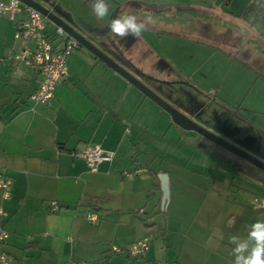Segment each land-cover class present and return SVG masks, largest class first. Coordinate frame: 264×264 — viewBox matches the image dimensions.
<instances>
[{
    "label": "crops",
    "instance_id": "crops-1",
    "mask_svg": "<svg viewBox=\"0 0 264 264\" xmlns=\"http://www.w3.org/2000/svg\"><path fill=\"white\" fill-rule=\"evenodd\" d=\"M59 1L66 9L70 4L72 16L82 24L87 37L116 54L121 63L136 68L142 77L149 75L150 80L161 83L166 81V69L176 71V65L153 55L142 36L121 39L110 33L107 24L127 12L145 22L147 31L176 35L182 31L177 28L185 24L175 19L170 24L163 17L172 11H184L185 6L203 12L212 21L205 25L200 17H194L190 30L205 39H192L214 45L220 55L245 66L256 80L264 82V23L257 19L264 12V0H246L238 8H229L232 0L219 4L213 0L215 6H209L212 10L200 2L185 5L178 1L110 0V15L103 27L92 14L89 0ZM250 3L254 9L242 13ZM24 16L23 12L0 14V174L11 179L7 198L0 190V228L7 231L0 252L10 256L13 264H67L70 260L135 264L130 260L138 258L144 261L136 264H159L162 260L174 264H233L230 237H244L252 223L264 220V216H249L248 208L240 203L248 196L240 190L242 187L232 184L233 177L238 179L246 171L236 168L234 172L207 171L204 175L180 171L177 166L170 168L163 152L155 159L148 157V146L143 144L147 125L142 119L133 122L130 111L136 104L151 108V100L82 47L67 56L68 73L55 84L49 101L34 103L30 95L39 85L38 72L8 56L27 43L13 37ZM50 26L46 23L45 31ZM54 45L60 47L58 42ZM153 71L158 76H151ZM181 76L173 81L180 82ZM199 83L194 84L184 106L190 108L187 105L192 101L195 109L209 100L222 113L223 119L217 117L218 121L232 118V105L218 94L219 86ZM243 123L259 132L257 124ZM86 143L113 150L111 160L100 161L96 170H89L84 159L72 155ZM138 144L142 145L140 150ZM260 154L264 158V153ZM124 171L131 174L124 175ZM162 172L168 176V201L162 210L168 222L164 229L157 230L158 214L151 215V211L161 204L158 174ZM194 177L206 178L207 185L202 186L200 180L183 185ZM259 181L264 182V178ZM51 202L57 204V210L50 209ZM89 214L95 219H88ZM144 236L154 242L141 257L131 258L112 250L113 246L125 248ZM167 238L170 240L163 247L154 245Z\"/></svg>",
    "mask_w": 264,
    "mask_h": 264
},
{
    "label": "rangeland",
    "instance_id": "rangeland-1",
    "mask_svg": "<svg viewBox=\"0 0 264 264\" xmlns=\"http://www.w3.org/2000/svg\"><path fill=\"white\" fill-rule=\"evenodd\" d=\"M164 1H178L180 3L184 2L185 5L189 3L192 4L193 2H200L203 6H205V8L209 9L212 8L209 6H215V2L218 4L222 3L221 0H216L215 2L213 0H161V2ZM245 1L246 0H232L229 4V8H238L239 6L243 5ZM185 7L186 8L184 11L176 10L175 12H170V15H167L168 18L163 17L165 16L164 14L162 15V19H164V21L168 20V23L170 24L174 19L180 23L182 22L183 25L185 24V27L179 28V26L177 28L182 30L178 32V34L174 35L170 34L171 32L167 33L160 30H157L156 32V30L153 29L152 31L146 30L142 33L141 36L148 43L153 55H156L159 57V59L169 61V63L176 65L177 68L176 71L175 69H171L170 73H167V75L164 76L166 79L165 82L161 83L160 80L155 82L145 77L144 80H150L146 83H149L151 87L157 92H160V87L161 92H172L173 97H177L176 102L179 104L182 103L183 105L184 101L187 100L188 97H191L189 92L194 88V84L197 83L198 80L200 82L199 84L204 87L216 85L219 86L220 91L218 94L227 100L230 105H232V108L230 109L234 111L233 117H230V119L226 118V120L224 119L221 123L217 120V117L221 120L223 119L221 111L218 109V107H216L215 104H210L204 108L202 113L198 114L199 119L205 121V123H207V125H209V127L214 130L215 128H223L228 129L226 130L228 133L233 131V134H230L232 138H236L237 141L239 140L242 141V143H245V147H248L252 154L259 153L258 155L261 156L260 153H264V134L261 133V131H264V82L256 80L254 74L245 66H241L235 62L231 63L229 60L230 58H227L225 54L220 55V51L217 50L214 45L204 42L202 43L200 40L197 41L196 39H192V37L205 39L201 37L199 33H195L190 30V28L193 27V18L200 17L202 22H206L204 23L205 25H208L212 18H209V16L205 15L203 12L198 13L193 11L192 8H188L187 6ZM223 8L224 6H222L220 10ZM262 16H264V12H262L257 17V19H259L261 23H264V17ZM178 17H181V19ZM249 19H251V17ZM168 26V28H174L173 25ZM203 28L208 29L207 27H202V29ZM52 31L53 27L50 26L47 29V33L49 34L48 36L52 42L55 43L60 38L52 36ZM112 55V57H115L118 61H122L119 57H117L116 54L112 53ZM128 67L130 69H134V67ZM133 71L139 75V73H137L135 70ZM203 73H206L207 75L205 78L202 76L204 75ZM151 75L154 77L158 76L154 71ZM178 75H182L181 78H184V80H181L180 78V82L173 81L175 77H178ZM151 102V108L148 107V105L145 106L144 104H136V106H134L130 111L133 122L142 119L141 122H145L147 125V129L145 130L147 132L145 140L146 142L143 141V144L146 143L148 146V150L146 151L148 152L147 156H152V158H154L155 156L158 157L159 154L163 152L165 158L164 160L168 161V166H170V168H175L177 166L179 167L180 171L187 169L190 171L200 172L204 175L207 171H211L213 174H216L217 172H219L218 174H221L224 170H227V172H234L236 168H242L244 171H246L243 176L239 177L238 179H235L236 177L231 179L233 180L232 184H238L240 187H242L240 190L243 191V194L248 196V199L240 203H243V206L248 208L249 216H264V207L254 210L252 208V203L249 202L253 196V198L264 201V182L259 181L258 183V178H264V172L252 166L248 162L234 156L225 149L211 145L206 140H202L200 141L201 143L196 145L186 143L184 139L178 134L177 129L171 122L169 116L153 101ZM191 102H189V105H187L190 106L189 109H193V104ZM195 105H197V103H195ZM239 105L241 107L237 109V106ZM226 122L228 123L227 126ZM243 122L257 124V126L260 128L259 132L256 133L252 131V129L249 126H245ZM241 132H245L246 134L243 136V139L241 137ZM246 136L252 138L249 140L250 142H248V140L245 138ZM141 147L142 145H139L138 150H140ZM154 163H156V160H154ZM215 177L218 178V175ZM194 180L195 182L196 180H200L202 186L207 185L205 183L206 178L202 177L199 179L197 177L190 178L188 179V182H186L187 184L183 183V185L185 186L194 183ZM236 190L238 191V189ZM235 194L237 193H231V195ZM251 208L254 211H252ZM162 210L163 206L161 204L152 207L151 215H155V213L158 214L155 215V228L157 230H159V228L164 229L166 225L165 223L168 222L167 217L163 216ZM140 217L142 218L144 215ZM150 238L148 247L154 242L152 241V238ZM174 238H176V236H174ZM169 240V238L159 239L158 242L155 241L154 245L158 243L163 247L164 243H168ZM130 261L136 264L139 261H144V259L138 258L137 260L132 261L131 259Z\"/></svg>",
    "mask_w": 264,
    "mask_h": 264
},
{
    "label": "built area",
    "instance_id": "built-area-1",
    "mask_svg": "<svg viewBox=\"0 0 264 264\" xmlns=\"http://www.w3.org/2000/svg\"><path fill=\"white\" fill-rule=\"evenodd\" d=\"M14 14L23 12L25 17L17 24L13 34L14 39H21L27 43L14 53L8 56L22 61L26 66L33 67L40 76L38 87L30 95L34 103L45 104L53 96L55 84L64 78L68 73L67 56L71 51L78 47V42L69 37L63 41V32L59 27L53 26L52 36L59 37L57 41L60 47L54 45L47 31H45V17L35 8L22 3L19 0H0V14ZM31 42V43H30ZM114 154L113 150L103 149L98 144L86 143L81 148L72 151L73 156L84 159L89 170H96V165L100 161H110ZM124 175L131 172L124 171ZM11 179L0 174V190L2 197L7 198ZM255 209L264 207V201L253 198L251 201ZM51 210H57L55 202H51ZM139 211H142L141 209ZM3 211L0 207V215ZM88 219L94 220L93 214H89ZM7 237V231L0 228V242ZM149 237L144 236L125 248L113 246L112 250L120 254H127L131 257H139L147 250ZM0 262L2 264H13L12 258L0 252ZM67 264H84L82 261L70 260ZM159 264H174L171 262L160 261Z\"/></svg>",
    "mask_w": 264,
    "mask_h": 264
},
{
    "label": "water",
    "instance_id": "water-1",
    "mask_svg": "<svg viewBox=\"0 0 264 264\" xmlns=\"http://www.w3.org/2000/svg\"><path fill=\"white\" fill-rule=\"evenodd\" d=\"M19 1L38 10L46 18L45 21L47 23L59 27L64 34L63 41H66L69 37L74 38L78 42V47L86 49L90 54L113 69L142 94L153 101L169 116L171 122L175 125L178 134L186 143L196 145L201 143L200 141L206 140L211 145L225 149L234 156L248 162L264 172V158H261V156H258L255 153L253 154L256 156L253 155L250 149L245 147V143H242V141L239 140L237 141L236 138H232L228 135V132L226 133L218 128H215L214 130L209 127L205 121L199 119L198 114L202 113L204 108L211 104L209 100L200 102L195 109H189L183 104L177 103V97H173L172 92L164 93L163 91L161 92V90H159L160 92L155 91L149 83H146V81L141 79V77L134 73V71L127 65L121 63L115 57H112L113 55L104 49L95 39L87 37L85 31H83L82 24L72 16V9L70 10L69 3L67 5L68 9H66L59 0ZM226 125H228V123ZM191 133L194 135H191ZM241 135L246 134L245 132H241ZM245 138L248 141L252 139L248 136ZM158 178L162 189L161 205L165 206L169 192L168 176L166 173L162 172L158 174Z\"/></svg>",
    "mask_w": 264,
    "mask_h": 264
},
{
    "label": "clouds",
    "instance_id": "clouds-1",
    "mask_svg": "<svg viewBox=\"0 0 264 264\" xmlns=\"http://www.w3.org/2000/svg\"><path fill=\"white\" fill-rule=\"evenodd\" d=\"M92 14L97 21L103 22L110 15V0H89ZM111 34L121 39L132 36L139 38L147 30V24L137 15L127 12L115 16L107 24ZM233 264H264V220L252 223L244 237L232 235Z\"/></svg>",
    "mask_w": 264,
    "mask_h": 264
},
{
    "label": "trees",
    "instance_id": "trees-1",
    "mask_svg": "<svg viewBox=\"0 0 264 264\" xmlns=\"http://www.w3.org/2000/svg\"><path fill=\"white\" fill-rule=\"evenodd\" d=\"M254 9V4L253 3H250L248 4V6H246L243 10H242V13H245V12H251L252 10ZM150 241V240H149ZM114 252V251H113ZM117 253V252H115ZM142 256V255H141ZM139 256V257H141ZM137 258V257H135Z\"/></svg>",
    "mask_w": 264,
    "mask_h": 264
},
{
    "label": "flooded vegetation",
    "instance_id": "flooded-vegetation-1",
    "mask_svg": "<svg viewBox=\"0 0 264 264\" xmlns=\"http://www.w3.org/2000/svg\"><path fill=\"white\" fill-rule=\"evenodd\" d=\"M134 70H136L137 73L139 72L136 68H134ZM166 71H167V73H170L171 69H170V68H167ZM139 74H140V73H139ZM140 75H142V74H140ZM143 75H144V74H143ZM151 76H153V75H151ZM143 77H145V76H143ZM148 77H149V75H146L145 78H148ZM152 78H153V77H152ZM148 79H149V78H148ZM153 80H155V78H154ZM191 135H194V134L191 133Z\"/></svg>",
    "mask_w": 264,
    "mask_h": 264
}]
</instances>
